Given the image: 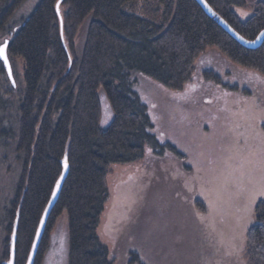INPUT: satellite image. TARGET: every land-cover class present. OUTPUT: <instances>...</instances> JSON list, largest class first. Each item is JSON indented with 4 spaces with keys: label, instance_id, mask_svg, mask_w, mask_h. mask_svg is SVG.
Instances as JSON below:
<instances>
[{
    "label": "trees",
    "instance_id": "obj_1",
    "mask_svg": "<svg viewBox=\"0 0 264 264\" xmlns=\"http://www.w3.org/2000/svg\"><path fill=\"white\" fill-rule=\"evenodd\" d=\"M24 1L0 0V36ZM139 1L144 4L134 13ZM206 1L246 38L264 28V0L256 1L244 20L235 9L244 7L245 0ZM56 2L38 0L7 39L9 60L23 59L25 87L15 135L21 170L0 218L5 232L0 264L9 259L15 223L14 264H25L64 157L69 171L47 218L34 264H42L50 232L63 212L67 264H111L108 248L97 234L111 164L136 161L145 144L161 152L164 147L173 149L150 132L153 125L146 104L133 90V73L178 90L190 78L199 54L216 47L232 62L264 76V40L254 49L242 46L195 0H62V31ZM127 3L131 11L124 9ZM86 18L90 19L78 53L75 39ZM204 75L218 79L210 70ZM7 81L0 60V105ZM101 94L112 114L106 126L101 125ZM245 242L247 264H264V198L254 205Z\"/></svg>",
    "mask_w": 264,
    "mask_h": 264
},
{
    "label": "rangeland",
    "instance_id": "obj_2",
    "mask_svg": "<svg viewBox=\"0 0 264 264\" xmlns=\"http://www.w3.org/2000/svg\"><path fill=\"white\" fill-rule=\"evenodd\" d=\"M258 0L236 8L246 19ZM38 0H25L10 18L0 44L9 39ZM144 4L137 2L134 13ZM126 11H131L128 3ZM86 18L75 39L79 53ZM13 83L3 84L0 105V218L8 207L21 170L15 150L18 106L24 92L22 58L10 61ZM213 71L218 79L207 78ZM133 90L146 104L155 134L164 147L145 144L130 163L111 164L107 200L97 234L111 264H247L245 232L254 205L264 198V76L207 47L194 62L181 89L133 73ZM101 125L111 110L100 95ZM5 232L0 223V256ZM67 216L49 236L42 264H67Z\"/></svg>",
    "mask_w": 264,
    "mask_h": 264
},
{
    "label": "water",
    "instance_id": "obj_3",
    "mask_svg": "<svg viewBox=\"0 0 264 264\" xmlns=\"http://www.w3.org/2000/svg\"><path fill=\"white\" fill-rule=\"evenodd\" d=\"M61 1L62 0H57L55 8L57 10L59 20H60V30L62 31V17L59 11V5ZM195 1L200 5V7L207 14V16H209L212 20H214L225 32H227L232 38H234L242 46L246 48L254 49V48L259 47L261 43L263 42L264 28H262L254 38H246L242 36L241 34H239L235 29H233V27H231L229 23L225 19H223V17H221L215 10H213L206 0H195ZM7 41L8 40H5L0 45V60L3 62L8 78L13 83L11 64H10V60L6 52V45L8 43ZM61 165H62L61 173L54 184L50 198L41 214L40 220L38 222V226L35 231L34 239H33L30 251H29V255L27 257L25 264H34L35 255H36L40 240L44 233L47 218L49 216L51 208L54 206L59 196L62 184L69 171V165H68L66 157L62 159ZM15 230H16V223L14 224L13 231L11 234L9 259L5 261L4 264H14V261H15Z\"/></svg>",
    "mask_w": 264,
    "mask_h": 264
},
{
    "label": "snow or ice",
    "instance_id": "obj_4",
    "mask_svg": "<svg viewBox=\"0 0 264 264\" xmlns=\"http://www.w3.org/2000/svg\"><path fill=\"white\" fill-rule=\"evenodd\" d=\"M260 195H264V188H262V190L259 193Z\"/></svg>",
    "mask_w": 264,
    "mask_h": 264
}]
</instances>
